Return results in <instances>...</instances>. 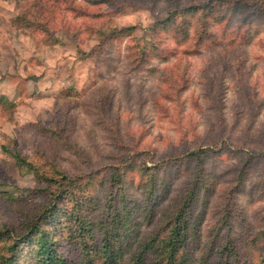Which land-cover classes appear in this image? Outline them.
<instances>
[{
	"label": "rangeland",
	"instance_id": "1",
	"mask_svg": "<svg viewBox=\"0 0 264 264\" xmlns=\"http://www.w3.org/2000/svg\"><path fill=\"white\" fill-rule=\"evenodd\" d=\"M208 1L213 15L162 28ZM2 95L15 107L0 106V264H46L41 234L78 262L116 202L151 240L191 187L195 264L264 252V153L249 154L264 150V0H0ZM58 170L81 177L59 190Z\"/></svg>",
	"mask_w": 264,
	"mask_h": 264
},
{
	"label": "trees",
	"instance_id": "2",
	"mask_svg": "<svg viewBox=\"0 0 264 264\" xmlns=\"http://www.w3.org/2000/svg\"><path fill=\"white\" fill-rule=\"evenodd\" d=\"M101 1L104 2L106 0ZM214 3L216 2L208 1L198 6L174 7L164 19V22H161V26L163 29H168L172 25V21H175L173 19L177 16H180L182 20L188 23L187 17L199 18L202 14L207 16L213 15L216 11ZM70 8L73 11L75 9L71 6ZM174 27L175 31L178 32V28L180 27L176 25H174ZM186 29L183 31L181 28L180 30L183 37L189 35ZM127 30H131V27L114 28L108 37L122 34ZM199 40H201V38H199L198 41ZM0 106L12 112L15 107V102L10 100L6 95H2L0 96ZM209 150H211L210 147L200 146L196 150L185 151L181 156H196L202 158ZM263 153L264 150H251L249 154L250 156H256ZM12 154L19 165L28 167L30 170L34 171L39 179L42 181H51V179H47V177L20 152L14 151ZM181 156L164 158L161 162L178 159ZM112 172L113 171H111V173ZM58 174L59 177L58 180H56V184L59 190H65L75 185L78 178L81 177L78 174H69L60 170H58ZM119 175L118 171L117 173H112L110 176L111 183H119L121 181V176ZM194 191L193 187H191L186 196L182 199V202L179 203L176 214L168 224V228L163 231L161 235L155 236L153 239L151 238V240L145 238L142 232L133 234L129 231V220L121 216L119 213L121 207H119L118 202H116L112 207V211L114 212V225L109 226V224L100 223L102 232L99 239L92 244L91 247L86 244L83 246L81 252L83 258L78 262L69 261L65 257L57 256L52 243L41 234L39 245L40 249L46 254L44 261L46 264H82L83 262L87 264H195V258L188 247L189 225L186 217L187 210L195 197ZM129 211H132V208ZM34 227L36 230L38 226ZM3 234V230H0V236H3ZM261 240H264V229H262L260 235V241ZM226 248L227 246H225L223 248L224 250L221 251L222 253H220L223 258L220 257L216 262H214V260H210V262L208 258H203L202 263L199 262L198 264H264V252H261L258 259L251 258L249 261L238 259L233 261L231 260L230 252L227 254L225 251ZM92 249L96 250V257L91 256ZM1 264H8V261H2Z\"/></svg>",
	"mask_w": 264,
	"mask_h": 264
}]
</instances>
